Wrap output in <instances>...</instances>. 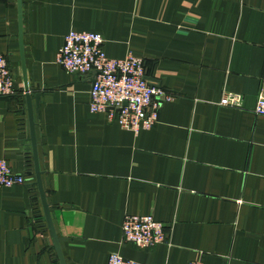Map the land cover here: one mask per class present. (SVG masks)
<instances>
[{"label":"crops","instance_id":"crops-1","mask_svg":"<svg viewBox=\"0 0 264 264\" xmlns=\"http://www.w3.org/2000/svg\"><path fill=\"white\" fill-rule=\"evenodd\" d=\"M20 4L19 26L18 0H0V54L16 94L23 69L38 94V164L65 264H106L110 252L138 264H264V115L254 111L264 94V0ZM70 30L100 34L109 57L142 58L146 76L173 94L151 128L135 133L89 111L94 72L55 61ZM226 92L242 106L221 105ZM24 120L14 96L0 97V158L26 179L0 187V264H58ZM128 214L163 222L168 241H122Z\"/></svg>","mask_w":264,"mask_h":264},{"label":"built area","instance_id":"built-area-1","mask_svg":"<svg viewBox=\"0 0 264 264\" xmlns=\"http://www.w3.org/2000/svg\"><path fill=\"white\" fill-rule=\"evenodd\" d=\"M103 42L104 39L98 33L70 30L64 35L63 43L57 49L55 61L66 72L82 76L94 72V80L89 89L90 112H104L108 120L115 121L121 128L135 133L151 128L157 121L158 106L165 100H171L173 94L158 88L145 78L142 58L130 52L122 58L109 57L103 50ZM17 92L18 88L7 60L0 54V97H13ZM242 101L241 94L226 92L220 104L239 108ZM254 111L264 115V94L259 96ZM24 121L28 129L27 120ZM25 181L23 175L13 173L6 160L0 158V187L23 184ZM34 199L35 195L32 200ZM121 231V240L138 248L168 241L164 223L155 220L151 215H126ZM106 264L138 263L117 252H110Z\"/></svg>","mask_w":264,"mask_h":264},{"label":"water","instance_id":"water-1","mask_svg":"<svg viewBox=\"0 0 264 264\" xmlns=\"http://www.w3.org/2000/svg\"><path fill=\"white\" fill-rule=\"evenodd\" d=\"M20 10H21V4H20V0H18L19 26H20V15H21ZM19 45H20V50H21V46H22L21 45V31L19 33ZM22 58H23V56L21 54V59ZM145 78H147L149 81L154 82V80L148 76H145ZM30 89L31 88L28 85V81H27V78L25 75V70L23 69V92L14 96V101L17 103V108L20 111H22V113H24V114L26 113V115H27L28 129H29L27 139H29V141H30V150H31V157H32V162H33V173L35 175V184L37 185L38 194H39V198L41 201V205H42L45 221L47 224V228L49 231L50 239H51L52 244L55 248L59 264H65L64 258L62 256L61 251H60V247L58 244V240H57V236H56V233L54 230V226H53V223H52V220L50 217L48 203L46 201L44 190L42 187L41 171L39 169V164H38V154H37L36 137H35V130H34V111H33V105H32V101L34 98L35 103H36V106H35V111H36L37 106H38V103H37L38 102V94L30 92L31 91ZM27 174L31 175L32 172L28 171Z\"/></svg>","mask_w":264,"mask_h":264},{"label":"trees","instance_id":"trees-1","mask_svg":"<svg viewBox=\"0 0 264 264\" xmlns=\"http://www.w3.org/2000/svg\"><path fill=\"white\" fill-rule=\"evenodd\" d=\"M59 264V263H58Z\"/></svg>","mask_w":264,"mask_h":264}]
</instances>
